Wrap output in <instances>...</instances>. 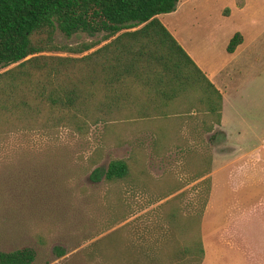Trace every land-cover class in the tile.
Listing matches in <instances>:
<instances>
[{
	"label": "rangeland",
	"instance_id": "obj_1",
	"mask_svg": "<svg viewBox=\"0 0 264 264\" xmlns=\"http://www.w3.org/2000/svg\"><path fill=\"white\" fill-rule=\"evenodd\" d=\"M200 1L210 10L200 23L208 24L218 0ZM235 3L245 6L233 17L237 31L261 33L243 61L247 134L232 139L242 143L239 155L217 127L207 131L214 116L186 103L150 120L99 123L85 135H0L1 251L29 247L32 264H264V0L224 8L235 13ZM99 36L56 31L54 39ZM112 159L129 172L108 182ZM208 166L213 175L196 179ZM194 238L203 255L190 247Z\"/></svg>",
	"mask_w": 264,
	"mask_h": 264
},
{
	"label": "trees",
	"instance_id": "obj_2",
	"mask_svg": "<svg viewBox=\"0 0 264 264\" xmlns=\"http://www.w3.org/2000/svg\"><path fill=\"white\" fill-rule=\"evenodd\" d=\"M177 3L0 0V135L58 128L85 135L99 123L163 117L181 103L202 106L218 124L221 93L157 17ZM56 31L66 38L100 36L57 44ZM241 42L236 32L227 52ZM206 128L212 131L213 124ZM128 172L125 160L112 159L103 176L114 182ZM190 247L203 255L200 240ZM34 258L29 247L0 250V264H32Z\"/></svg>",
	"mask_w": 264,
	"mask_h": 264
},
{
	"label": "crops",
	"instance_id": "obj_3",
	"mask_svg": "<svg viewBox=\"0 0 264 264\" xmlns=\"http://www.w3.org/2000/svg\"><path fill=\"white\" fill-rule=\"evenodd\" d=\"M232 4L233 0H218L215 9L218 17L208 24L200 23L202 17L210 11L200 0H178L174 11L159 14L157 17L221 93L220 122L214 123L213 128L217 127L222 132L226 142L234 148L236 155H239L242 143L233 142L232 139H243L247 134L244 128L247 123L241 117V110L247 102L243 61L246 59L245 52L248 47L257 42L261 33L257 32L254 26L249 39L246 32H239L242 42L233 52H227L230 38L238 32L233 17L245 11L243 3L234 4L235 13L224 8ZM186 14L188 20L191 17L194 19L192 23L183 21ZM260 154L261 152H258V156ZM213 172L212 170L204 176L213 175ZM257 185L261 187L260 183Z\"/></svg>",
	"mask_w": 264,
	"mask_h": 264
}]
</instances>
